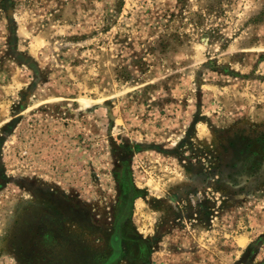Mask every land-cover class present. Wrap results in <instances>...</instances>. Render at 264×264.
<instances>
[{"label":"rangeland","instance_id":"obj_1","mask_svg":"<svg viewBox=\"0 0 264 264\" xmlns=\"http://www.w3.org/2000/svg\"><path fill=\"white\" fill-rule=\"evenodd\" d=\"M0 264H264V0H0Z\"/></svg>","mask_w":264,"mask_h":264}]
</instances>
